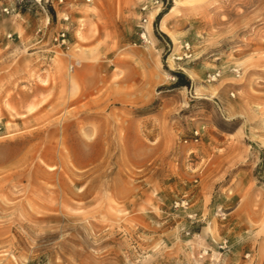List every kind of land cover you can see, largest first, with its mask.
Here are the masks:
<instances>
[{
    "label": "rangeland",
    "instance_id": "rangeland-1",
    "mask_svg": "<svg viewBox=\"0 0 264 264\" xmlns=\"http://www.w3.org/2000/svg\"><path fill=\"white\" fill-rule=\"evenodd\" d=\"M9 1L0 264H264V0Z\"/></svg>",
    "mask_w": 264,
    "mask_h": 264
},
{
    "label": "built area",
    "instance_id": "built-area-1",
    "mask_svg": "<svg viewBox=\"0 0 264 264\" xmlns=\"http://www.w3.org/2000/svg\"><path fill=\"white\" fill-rule=\"evenodd\" d=\"M90 1V0H87ZM61 5H65L64 0H10L8 4L2 7V11L6 15H20L22 9H28L33 6H39L43 11L44 18L37 26V34L41 35L40 41L46 36V39L52 43V47L61 49V51H68L70 49V17L66 14L59 17L57 13V8ZM52 10L56 16V26L52 28L51 16L49 11ZM7 38H11V34L7 35ZM77 66L75 62L69 59L68 71L72 72ZM219 216L223 215L220 213ZM226 244V240L221 241L219 244V249H223Z\"/></svg>",
    "mask_w": 264,
    "mask_h": 264
},
{
    "label": "bare ground",
    "instance_id": "bare-ground-1",
    "mask_svg": "<svg viewBox=\"0 0 264 264\" xmlns=\"http://www.w3.org/2000/svg\"><path fill=\"white\" fill-rule=\"evenodd\" d=\"M179 3L178 2H174V6H177ZM174 6H172L169 10H168V13H166L165 15H163V18H162V20L160 21V23H159V30L160 31H162V32H166L167 31V29H166V22H165V19H164V17H166L170 12H172L173 10H174ZM158 13V9H156V10H153V12L150 14V20H153L154 19V17L156 16V14ZM151 28V25H150V22L146 25V29H147V32H150V29ZM151 34V33H150ZM175 58H169V60H168V63L170 64V65H172L173 64V60H174ZM179 59V58H178ZM173 66V65H172ZM80 148V147H79ZM80 152V151H79ZM82 155H84V154H82ZM81 155V156H82Z\"/></svg>",
    "mask_w": 264,
    "mask_h": 264
},
{
    "label": "trees",
    "instance_id": "trees-1",
    "mask_svg": "<svg viewBox=\"0 0 264 264\" xmlns=\"http://www.w3.org/2000/svg\"><path fill=\"white\" fill-rule=\"evenodd\" d=\"M164 12L165 11H163V12L161 11L160 14H163ZM160 14L157 16V18L160 16ZM164 15H165V13H164ZM176 76H177V79H178L179 83L183 84V83L186 82V77L184 75H181L180 73H177Z\"/></svg>",
    "mask_w": 264,
    "mask_h": 264
}]
</instances>
